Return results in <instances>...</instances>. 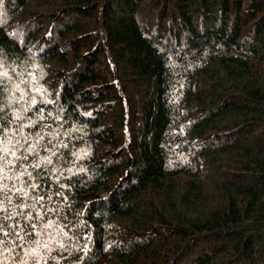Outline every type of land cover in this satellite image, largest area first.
Masks as SVG:
<instances>
[{
  "label": "trees",
  "instance_id": "16d2710c",
  "mask_svg": "<svg viewBox=\"0 0 264 264\" xmlns=\"http://www.w3.org/2000/svg\"><path fill=\"white\" fill-rule=\"evenodd\" d=\"M0 264H264V0H0Z\"/></svg>",
  "mask_w": 264,
  "mask_h": 264
}]
</instances>
